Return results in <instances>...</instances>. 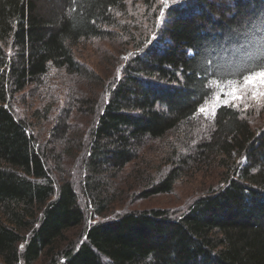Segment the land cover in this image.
I'll list each match as a JSON object with an SVG mask.
<instances>
[{"label":"trees","instance_id":"1","mask_svg":"<svg viewBox=\"0 0 264 264\" xmlns=\"http://www.w3.org/2000/svg\"><path fill=\"white\" fill-rule=\"evenodd\" d=\"M141 1L134 32L127 0H0V264H264V98L198 111L264 60V0ZM116 27L103 78L75 49ZM208 170L186 208L132 205Z\"/></svg>","mask_w":264,"mask_h":264},{"label":"rangeland","instance_id":"2","mask_svg":"<svg viewBox=\"0 0 264 264\" xmlns=\"http://www.w3.org/2000/svg\"><path fill=\"white\" fill-rule=\"evenodd\" d=\"M155 6L151 8L150 13H153V10L157 12L158 9H161L164 0H154ZM170 0H167V3ZM145 6L142 3L141 0H127V14L121 15L122 19L120 21V24L123 25L126 23L129 25V27L132 29V31L136 32L135 27H139L140 30L146 31L148 28L147 25L150 26L151 23L147 22L145 20V14H144ZM140 19L143 21V24L140 23ZM119 28V27H116ZM119 30H116L117 34L112 38H104L99 39V41L92 42H81L75 49L76 55L79 57L78 59L88 66L91 70H93L95 73L100 74L103 78H109L113 75L115 66L111 69V63L114 60H111V57L119 58V54L114 56V53L117 54L116 50L119 51V49H125L128 51V49L133 48L131 45V42H127L123 46H119V43H116V40L119 41V38L122 34H124L123 30L119 28ZM139 38V35H136V39ZM125 40V38H124ZM112 50V53H111ZM111 54H110V53ZM108 53V54H106ZM127 53V52H126ZM125 51L121 53V57L125 56ZM110 58L111 62H109ZM117 58V59H118ZM226 84H220L218 85L217 89L219 91H215L213 93V96L211 99H209L203 107L208 109L209 111L205 113H200V116H204L207 118L212 117V113L215 111L217 106L220 104L227 103V101L223 97V89ZM220 96V102L219 105H217L216 97ZM259 98V97H257ZM263 98H261L262 100ZM156 146H153L152 149L155 148V152L157 149H159V142L155 144ZM152 149L150 152H152ZM157 166L155 167L153 165L152 169L153 173H155L157 170H161V172H164L168 169L165 163H157ZM211 170H208L207 172L202 173L201 171H198L196 174L191 175L189 178H185L183 180L178 181L173 189L168 193H161L155 196H151L149 198L142 199L140 201H137V197L135 195L132 196V205L138 206V207H150V206H161L165 208H169L172 211H178L182 208L188 207L194 199L199 197L202 194H205L208 188L210 187V184H214L217 182V177L215 171L210 172ZM74 173V172H72ZM202 173V174H201ZM205 177H202V176ZM114 207L118 208V210L123 206L122 203H114ZM131 205V206H132ZM128 206V205H127ZM129 207V206H128ZM130 208V207H129ZM73 233V230H71V234ZM39 264V263H36Z\"/></svg>","mask_w":264,"mask_h":264},{"label":"snow or ice","instance_id":"3","mask_svg":"<svg viewBox=\"0 0 264 264\" xmlns=\"http://www.w3.org/2000/svg\"><path fill=\"white\" fill-rule=\"evenodd\" d=\"M163 6H167V0H164ZM164 17L165 13L161 10L158 21L163 23ZM212 91H219V89H212L210 87L209 91L205 92L203 95L207 97V99H211L210 93ZM222 94L227 101L226 106L228 107H238L239 103L245 102L250 95L253 98H264V60L246 68L245 71L240 74L239 80L224 86ZM216 102L217 105H219L220 96L216 97ZM245 107H247L246 104ZM198 111L200 113H205L209 110L201 106ZM212 114L214 115V112ZM21 248H23V245H21Z\"/></svg>","mask_w":264,"mask_h":264}]
</instances>
